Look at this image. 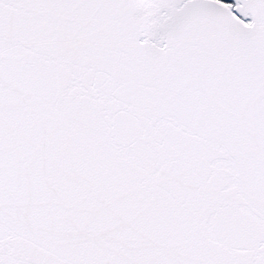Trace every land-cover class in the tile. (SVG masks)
<instances>
[{
    "label": "snow or ice",
    "instance_id": "obj_1",
    "mask_svg": "<svg viewBox=\"0 0 264 264\" xmlns=\"http://www.w3.org/2000/svg\"><path fill=\"white\" fill-rule=\"evenodd\" d=\"M0 264H264V0H0Z\"/></svg>",
    "mask_w": 264,
    "mask_h": 264
}]
</instances>
